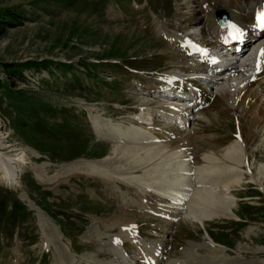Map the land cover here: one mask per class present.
Segmentation results:
<instances>
[{
	"label": "rangeland",
	"instance_id": "1",
	"mask_svg": "<svg viewBox=\"0 0 264 264\" xmlns=\"http://www.w3.org/2000/svg\"><path fill=\"white\" fill-rule=\"evenodd\" d=\"M142 1L0 0V119L10 134V139L18 146L28 149L29 157L35 164H48L46 172L41 171V174L26 169L21 178L22 187H18L20 189L0 183V202L8 204L5 220L12 223L11 227L18 225L17 231L19 230L18 238L13 241L9 236L5 237L0 264H122L115 256L99 252L102 248H108L102 244L108 243L109 235L116 232L115 225L119 223L117 217L124 209L116 207L121 197L107 193L99 178L86 179V176L71 175L67 179V175L73 169L71 164L74 161L83 160L91 164L89 167L84 165V172L93 165H98L103 173H106V169L115 171V168L125 169L132 165L127 161L113 162V165L100 162L109 159V156L115 157V153H112L114 144L102 140L105 136L95 134V137L90 121H93L95 129L97 127L94 120L99 118L95 115L112 119L113 123L121 122L119 119L130 114L134 110L131 108L135 106L133 103L139 100L136 93L132 92L135 86L130 82L136 75L131 74L125 66L120 65L118 68L110 63L100 64L102 59L115 58L118 62L123 61L134 68L147 70L161 69L167 65L166 54L162 52H166L167 48L171 49L169 38L161 39L162 30L157 26H170L172 22L170 27H174L177 0ZM186 1L183 0L181 9H187ZM189 1L191 8L196 11L200 8L198 0ZM250 5L251 3L246 4V7L251 8ZM209 22L210 19L203 17L199 23L200 33L204 36L207 35L206 24ZM172 29L175 30L167 28L166 35L173 33ZM124 83L131 85L128 91ZM229 102L226 97L223 110L218 108V116L215 114L217 117L212 118L211 123L205 122L209 129L207 135L217 136V142L198 139L200 142H197L196 149L199 151L215 147L213 152L209 149L204 153L205 157L202 159L206 165L193 161L195 164L186 163L188 170L182 171L184 162L179 159L178 152L168 149L162 142L150 145L126 144L145 147L149 153L157 152L154 159L149 161L148 158H143V151H139L140 157H129L131 163L138 167L136 173L129 174L130 177L134 176L135 187L142 184L147 189L151 188L142 193L131 186L144 199L147 194H159L152 189L155 188L152 184L167 187L166 184L173 186L176 179H182L187 182L193 180L197 185L189 190V193L195 194H186L188 202H191L188 213L196 208L194 214L205 217L204 227L198 222L191 224L178 220L169 225L170 229L166 231L164 228L170 223L166 224L158 217L140 214L135 217L133 210L128 211L131 213L128 217L131 220L122 221L136 220L141 225V238L145 241L163 239L173 243L174 250L167 246L163 264L177 260L179 253L195 257L199 261L197 264L208 261H219L222 264H264V172H259L261 167L264 171V130L261 129V124H255L254 121L249 123L253 115L246 108L252 106L253 101L238 107V111L235 107L227 109L226 103ZM205 110L210 113V108ZM139 115L134 114L136 117ZM169 118L165 119L172 121ZM233 131L238 136L240 133L249 136L246 160L250 163L249 166L243 162L245 149L242 148L241 141L239 143L232 138ZM185 137L188 138L186 135ZM232 143L238 145L239 153L244 158L240 154L236 157L237 161L230 162L225 158L227 151L220 150ZM215 153L222 154L224 159L217 157ZM195 154L197 155L196 152ZM213 158L215 172L220 168L222 170L224 160L232 166L233 175L243 173L242 176L245 177L239 184L230 187L232 194H225L234 198L232 212L235 215L221 212L218 203L224 189L217 185L216 180L209 179L207 172L211 170L204 172ZM217 158L220 160L215 162ZM147 161L150 162L149 165L145 164ZM107 165H111L113 169ZM249 167L254 176L260 175V183L250 178ZM37 175L49 180L38 181ZM165 177L167 178L164 180ZM206 177L208 182L204 180ZM117 184L120 187L118 191L113 185H107L119 192L122 188ZM129 187L126 186L127 189ZM127 189L122 193H128ZM201 189L206 191L199 196ZM169 192L177 194L179 191L175 187ZM198 196L205 204L197 201ZM6 198L8 199L5 200ZM170 204L175 206L173 202ZM128 205L131 207V204ZM135 205L145 207L142 202ZM157 207L170 212L171 216H166L169 220L175 219L174 212L169 210L166 202L162 201ZM187 216L188 214L185 215ZM23 217L26 218L23 226L16 224ZM96 218L112 221L109 222L112 225L116 222L113 225L115 228L108 231L106 223L99 225L93 221ZM92 224L96 231L90 229ZM213 225L226 227L211 229ZM206 234L214 242L224 246V249L218 244L215 248L206 245H214L208 242ZM98 235L104 237L96 240ZM42 241L50 247L45 248Z\"/></svg>",
	"mask_w": 264,
	"mask_h": 264
},
{
	"label": "bare ground",
	"instance_id": "2",
	"mask_svg": "<svg viewBox=\"0 0 264 264\" xmlns=\"http://www.w3.org/2000/svg\"><path fill=\"white\" fill-rule=\"evenodd\" d=\"M260 2H261V0H256L255 2H252L250 5L251 9L248 11V13L245 12L246 11V5L245 6L240 5L239 7H236V9L238 10L236 12V18H237V22L239 24H241L239 26L240 28L248 30L252 26L258 27V22L252 21V19H253L254 14H257L260 16V13L263 12L261 5L256 6ZM196 16H198L197 13H194V15H193L194 22L192 23V26L196 25L195 24V22L197 20ZM184 17H185L184 13L178 14V20L179 21L182 22ZM221 18L222 17H219V19H221ZM189 25L186 24L183 26V28L186 29V31H188V32H189V30H187V29L190 27ZM178 36L179 35L174 36V41H173V38H170L171 41L168 40V42H169L170 46L174 45V47L179 49V46H178L179 43H177L178 42V40H177ZM211 37L214 39L215 42L218 41L221 44H225L227 37L229 40L232 39V36L229 35V28H219L217 25H216V27H214V26L212 27ZM263 40H264V36H263ZM193 41H194L193 36L191 34H186V35L181 37L180 42L181 43H190ZM193 48H194V46H185L184 49H185L186 55H189L190 50ZM228 48L230 50H234V48H232L230 45H228ZM174 58H175L174 65L176 67H178L180 71L186 72V73H184L185 75L194 74L197 71H204L205 73L211 75L213 73L207 72L206 70L212 71V72L215 70L214 68H212L210 66L209 61L204 57H202V63L201 64H194L190 58L185 56L184 53H182L181 56H179V57L175 56ZM230 70H232L231 75H236L237 73H242V71L239 72V70H237L235 67L231 68ZM223 73H224V71L221 73H218L216 75H222ZM241 75L243 76V74H241ZM204 76L206 77V81L208 84L212 83L213 80H215V79L211 78L210 76L208 77V75H204ZM164 78L167 81H169L170 83H174V79L177 78V76L166 75ZM257 78H258V74L256 73L245 84L243 83V79L229 80L225 84L224 88L219 91V95H221L224 99H226V97H227V99L230 101L229 102L230 106L228 103H226L227 109H230L229 107H235L237 109L238 107H242V105L246 106V104L249 101H253L252 106L246 108V111L250 112V114L253 115V117L251 118L252 120L249 121V123L252 124L251 122L254 121L255 124H261V129L264 130V97H263V92H261L259 89L261 79L257 80ZM179 79L180 78H177L176 80L181 82L182 80H179ZM195 81H197V80H195ZM193 84L198 85L196 82ZM203 89L207 90L206 87H203ZM210 93L214 94L213 100H217L218 103L223 104V101L218 99L216 93H213V92H210ZM172 99H175V98H172ZM261 99H263L262 102H261ZM156 102L161 107H163L164 103H162L161 101H158V100ZM193 109H195V107H193ZM236 111H238V109ZM199 113H202L201 110L197 111L195 114H199ZM142 114H144V113H142ZM142 114H140L137 117L133 115L134 117L124 118L121 120V122H115L114 121V123L111 121L112 119L108 120L107 118H103L100 115L99 116L95 115V116L99 117V118H96L94 120L97 129L94 128L93 121L92 120L90 121L94 134H97L99 137L105 136L104 140L110 142L111 144H114L112 153H115V157H113L114 155L109 156V159L105 158L106 160H102L100 162H102L104 165H105V163H107V164L111 163V165H113L114 164L113 162L123 163V162L127 161V162H130V165L132 164L131 166H127L125 169L124 168H118V169L115 168V171H110V169H106V173H103L104 171L101 172L100 167L98 165L92 164L93 166H91V169L84 172V170H85L84 165H86V167H89L91 164L90 163L87 164L83 160L82 161H74L75 163L71 164L73 166V169L70 170L71 169V167H70V169H69L70 171L68 172L67 179L70 178L71 175H84V176H89V177H93V178H99L103 182H105L106 185L108 184V185H113L114 187H116L117 191L120 188L117 183L123 184L125 186H130L129 188L134 187L136 190L142 191V193H146V191H150L151 188L147 189L146 187L142 186V184H139L137 187H135L136 183L133 181L134 176L130 177V175H129L131 173H136L138 171V169H137L138 167L135 166L136 164L131 163V160L129 159V157H132V158L133 157H140L139 154H141V153L139 151H143V158L144 159L148 158V161H149L151 159H154L155 155L157 154V152H153V153L147 152V148H145V147L126 145V144H132V143H140V144H149L150 145V144H153L155 142H159L158 140H155V135H157L156 131L154 129H151V126L156 125L155 118L153 117L154 115L152 113H148V115H142ZM149 116L152 117V123H151L150 127L147 128V127L142 126V124L144 123V119H147V120L150 119ZM202 117H204L208 120H211L210 113L206 110L203 111ZM137 120L139 122H137ZM187 120H188V118H187ZM170 125L171 124H165L164 126H166V127L168 126V127L172 128L173 126H170ZM164 126L162 128L165 129L166 127H164ZM141 127H143V129H140ZM183 130H185V129H183ZM191 134H193V133L187 132L185 134L188 137L187 139L191 138ZM238 138L240 139V141L243 145L242 148L245 149V159H243L244 160L243 162L249 166L250 163L246 161L248 159V151H247L248 150V144H247V142H248L249 136L245 133H240ZM166 139L167 140L165 141V144H166V146L170 147L172 144V141L168 140L167 136H166ZM125 142H129V143H125ZM236 144H237V142H236ZM236 144L232 143V144H230V145H228V146H226L220 150L221 152L227 151L226 154L224 152V154L227 156L225 158H228L230 160V162H232V160L237 161L236 157L238 158V154H240L238 145H236ZM180 145H181V147H183L184 152L187 153L186 150L189 148V146H187V145L185 146L184 143L180 144ZM220 151H216V152L220 153ZM260 151H261V149H260ZM219 153H215L216 156L221 158V159H224L223 155L219 154ZM240 155H242V154H240ZM254 155H256V154H254ZM29 156H30V154L28 152V149L24 148L23 146H21V147L18 146L15 142H13L10 139V134L5 129L4 123L0 119V183L6 185L7 187H12V188L16 189L18 187H22L21 178H22V174L25 173L26 169H32L34 172H38L39 174H41L40 173L41 171L46 172V169H47L46 167L48 166V164L44 163L42 165H37L32 160V158ZM117 156H119V157H117ZM209 158H212V157L210 156ZM242 158H244V156ZM242 158H239V159H242ZM179 159L181 160V158H179ZM214 159L215 158H213L209 162L211 165L207 164L208 168L207 169L204 168V172L206 173L207 171L211 170V172L210 171L207 172L210 176L209 179H211V180L214 179V181L216 180L217 183H219L218 185L221 186L222 189L223 188L225 190L230 189V187L232 185L239 184L243 178L245 179V177L242 176L243 173L233 175L232 174L233 173L232 166H229L230 164H226L224 160L222 162V164H223L222 170H221V168L220 169L218 168L219 170L215 172L213 170L215 165L212 166V162H214ZM228 159H227V161H229ZM219 160L217 158V161H215V162H218ZM104 161H106V162H104ZM148 161L145 163L146 165H149L150 162H148ZM193 164H195V162H193ZM111 165H109V166L107 165V166L109 168H112ZM97 169H99V171ZM164 171H166V168L164 169ZM223 171H225V173H222ZM219 172H221V173H219ZM248 172L251 175L250 178H252L254 180V182L260 183V180H262V178H259L260 175L254 176V173L250 167L248 169ZM259 172H260V174H261V172H264V171H262V167L259 168ZM38 175L36 176L38 181L40 180L41 182H47L49 180V179H47V180L41 179V177H38ZM197 176H198V173H197ZM167 177H168V174H167ZM167 177H165L164 180ZM203 177H204V175H203ZM204 180L207 181V177ZM151 182H154V181H151ZM207 182H205V183H207ZM142 183H144V182H142ZM154 183H158V182H154ZM163 184H165V182H163ZM208 184L211 185L210 182ZM166 185H167V187H161L160 185L156 186V185L152 184V186L155 187L152 189L156 190V192L159 193V194H155V195L158 196L163 202H166V205L168 206L169 210L171 212H174L173 216L175 217V219H176V217L181 218L180 221L183 223L194 224L193 222H198L202 227H204L203 225H204L205 217H199L198 215H195L194 211H196V208H194L193 211L190 213L185 212L186 214H188L187 217H185V216L178 217V215L180 213L176 212V211H180L179 210L180 203L184 204L186 202L187 198L184 199L185 195L186 194L189 195L192 192H190V193L189 192H187V193L177 192V194H175V193L169 192V191L174 190L175 187L170 186L168 184H166ZM152 186H149V187H152ZM158 186H160V187H158ZM126 189L123 188V190L121 189L119 191H125ZM209 189H212V188L209 187ZM127 190H129V189H127ZM213 190H215V189H213ZM262 190H264L263 186H262ZM205 191H206V189L199 190L198 195L201 196V195L205 194L204 193ZM214 193H215V191H214ZM192 194H195V193H192ZM225 194L226 193H223V195L221 194L222 196H219L221 198V201L218 203V205H220V207H221V212L223 211V213L227 212V213L233 214L232 207L234 205V202H233L234 198L228 197ZM229 194H232V192H230ZM207 200H209V199H207ZM226 200H228V201H226ZM197 201H200L202 204H205L204 200H202L201 197H199V199L197 198ZM170 202L175 203V206L171 205ZM142 206H144V205H142ZM128 207H130V206L128 205ZM120 208H124V204H121ZM120 208H118V209H120ZM121 213H120V216L118 215V217H117V219L119 220V223L117 224V227H116L117 232L114 235L120 234L122 237L121 238L122 241L125 242V241L129 240V238L127 237L128 232L126 231V228L121 230V231H120V228L122 225H126L128 222H122L121 220H124V219L131 220L128 218L131 213H129L126 210H121ZM136 215L137 214H135V217H136ZM226 215H228V214H226ZM228 217H230V216H228ZM193 226H195V225H193ZM111 243L113 245L115 244V242H113L112 236H110V240L108 243L109 248L115 252L116 257H118L123 262V264H133V263L129 262L128 259L125 258V256L123 255V253H126L125 248L123 246H119V247L116 246L114 248ZM119 250H121L122 254L119 252ZM137 251H138L137 249L133 251L134 256L137 255ZM133 255H132V257H133ZM146 258L148 259L149 264H156L157 259L153 255H151V256L147 255Z\"/></svg>",
	"mask_w": 264,
	"mask_h": 264
},
{
	"label": "snow or ice",
	"instance_id": "3",
	"mask_svg": "<svg viewBox=\"0 0 264 264\" xmlns=\"http://www.w3.org/2000/svg\"><path fill=\"white\" fill-rule=\"evenodd\" d=\"M259 19L264 23V12L260 13ZM262 55H264V52H262Z\"/></svg>",
	"mask_w": 264,
	"mask_h": 264
}]
</instances>
